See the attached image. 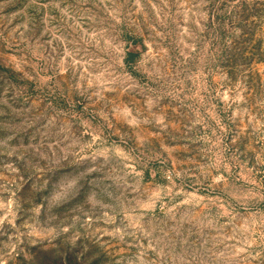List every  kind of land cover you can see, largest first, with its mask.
Returning a JSON list of instances; mask_svg holds the SVG:
<instances>
[{
  "label": "rangeland",
  "instance_id": "rangeland-1",
  "mask_svg": "<svg viewBox=\"0 0 264 264\" xmlns=\"http://www.w3.org/2000/svg\"><path fill=\"white\" fill-rule=\"evenodd\" d=\"M0 264H264V0H0Z\"/></svg>",
  "mask_w": 264,
  "mask_h": 264
},
{
  "label": "trees",
  "instance_id": "trees-1",
  "mask_svg": "<svg viewBox=\"0 0 264 264\" xmlns=\"http://www.w3.org/2000/svg\"><path fill=\"white\" fill-rule=\"evenodd\" d=\"M224 1H226V0H224ZM126 55H127V58L128 57L131 58L133 56V53L132 52H128ZM129 61H132V60H129Z\"/></svg>",
  "mask_w": 264,
  "mask_h": 264
}]
</instances>
